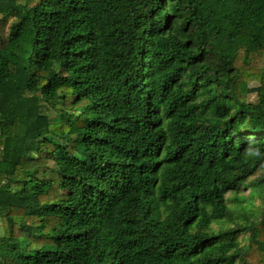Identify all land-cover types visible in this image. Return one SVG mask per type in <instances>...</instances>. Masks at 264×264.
I'll return each instance as SVG.
<instances>
[{
    "label": "trees",
    "instance_id": "trees-1",
    "mask_svg": "<svg viewBox=\"0 0 264 264\" xmlns=\"http://www.w3.org/2000/svg\"><path fill=\"white\" fill-rule=\"evenodd\" d=\"M0 264H264V0H0Z\"/></svg>",
    "mask_w": 264,
    "mask_h": 264
},
{
    "label": "rangeland",
    "instance_id": "rangeland-1",
    "mask_svg": "<svg viewBox=\"0 0 264 264\" xmlns=\"http://www.w3.org/2000/svg\"><path fill=\"white\" fill-rule=\"evenodd\" d=\"M250 99H254V95H251ZM245 193L248 192V189H244Z\"/></svg>",
    "mask_w": 264,
    "mask_h": 264
}]
</instances>
